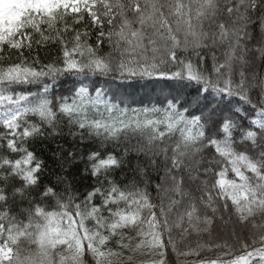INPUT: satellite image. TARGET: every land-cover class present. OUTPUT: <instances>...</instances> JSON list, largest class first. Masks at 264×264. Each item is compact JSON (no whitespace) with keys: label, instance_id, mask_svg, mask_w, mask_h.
<instances>
[{"label":"snow or ice","instance_id":"obj_1","mask_svg":"<svg viewBox=\"0 0 264 264\" xmlns=\"http://www.w3.org/2000/svg\"><path fill=\"white\" fill-rule=\"evenodd\" d=\"M169 250L264 264V0H0V264Z\"/></svg>","mask_w":264,"mask_h":264},{"label":"trees","instance_id":"obj_2","mask_svg":"<svg viewBox=\"0 0 264 264\" xmlns=\"http://www.w3.org/2000/svg\"><path fill=\"white\" fill-rule=\"evenodd\" d=\"M61 95L63 93H60ZM158 92L154 91L152 93H146L145 89H137L133 94L131 99L137 101L139 104L143 105V104H153L156 102V97H157ZM129 107H132V105H129ZM90 181H82L81 182V187H83L84 183H89ZM167 238L165 237V240ZM168 259L170 264H183V262L185 260H190L191 257H184V256H180L177 257L174 254L171 253V251L169 250L168 253Z\"/></svg>","mask_w":264,"mask_h":264}]
</instances>
